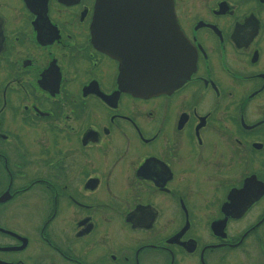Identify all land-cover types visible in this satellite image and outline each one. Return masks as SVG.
<instances>
[{
	"label": "flooded vegetation",
	"instance_id": "flooded-vegetation-1",
	"mask_svg": "<svg viewBox=\"0 0 264 264\" xmlns=\"http://www.w3.org/2000/svg\"><path fill=\"white\" fill-rule=\"evenodd\" d=\"M171 2L193 65L140 96L95 0H0V264H264V0Z\"/></svg>",
	"mask_w": 264,
	"mask_h": 264
},
{
	"label": "water",
	"instance_id": "water-1",
	"mask_svg": "<svg viewBox=\"0 0 264 264\" xmlns=\"http://www.w3.org/2000/svg\"><path fill=\"white\" fill-rule=\"evenodd\" d=\"M153 16L151 27L136 25L138 34L121 39L119 28L127 26L119 20L147 22ZM90 30L94 46L119 61L118 78L126 90L147 96L178 86L189 76L194 58L175 22L171 0H95Z\"/></svg>",
	"mask_w": 264,
	"mask_h": 264
},
{
	"label": "bare ground",
	"instance_id": "bare-ground-1",
	"mask_svg": "<svg viewBox=\"0 0 264 264\" xmlns=\"http://www.w3.org/2000/svg\"><path fill=\"white\" fill-rule=\"evenodd\" d=\"M154 18V17H153ZM149 25V24H148ZM151 27V26H150Z\"/></svg>",
	"mask_w": 264,
	"mask_h": 264
}]
</instances>
